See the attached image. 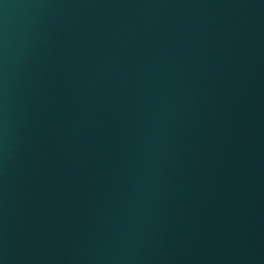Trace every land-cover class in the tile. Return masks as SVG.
Masks as SVG:
<instances>
[{
	"label": "water",
	"instance_id": "1",
	"mask_svg": "<svg viewBox=\"0 0 264 264\" xmlns=\"http://www.w3.org/2000/svg\"><path fill=\"white\" fill-rule=\"evenodd\" d=\"M0 264H264V0H0Z\"/></svg>",
	"mask_w": 264,
	"mask_h": 264
}]
</instances>
